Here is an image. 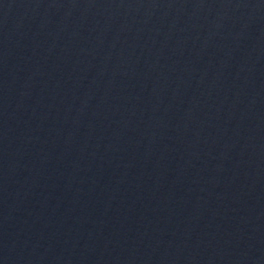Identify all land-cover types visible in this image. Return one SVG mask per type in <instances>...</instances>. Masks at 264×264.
<instances>
[{
	"label": "water",
	"instance_id": "1",
	"mask_svg": "<svg viewBox=\"0 0 264 264\" xmlns=\"http://www.w3.org/2000/svg\"><path fill=\"white\" fill-rule=\"evenodd\" d=\"M0 264H264V0H0Z\"/></svg>",
	"mask_w": 264,
	"mask_h": 264
}]
</instances>
